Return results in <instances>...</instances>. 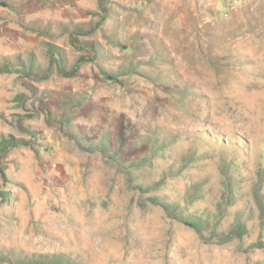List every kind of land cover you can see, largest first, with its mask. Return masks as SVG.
I'll list each match as a JSON object with an SVG mask.
<instances>
[{
  "label": "rangeland",
  "instance_id": "374dc122",
  "mask_svg": "<svg viewBox=\"0 0 264 264\" xmlns=\"http://www.w3.org/2000/svg\"><path fill=\"white\" fill-rule=\"evenodd\" d=\"M0 142V264H264V0H0Z\"/></svg>",
  "mask_w": 264,
  "mask_h": 264
},
{
  "label": "trees",
  "instance_id": "16d2710c",
  "mask_svg": "<svg viewBox=\"0 0 264 264\" xmlns=\"http://www.w3.org/2000/svg\"><path fill=\"white\" fill-rule=\"evenodd\" d=\"M1 144H4L3 142H0ZM4 146H6L5 144H4ZM165 204V207H169V204L170 203H168V202H166V203H164ZM195 224V223H194ZM236 233H238L239 235L242 233L241 231L240 232H236Z\"/></svg>",
  "mask_w": 264,
  "mask_h": 264
}]
</instances>
